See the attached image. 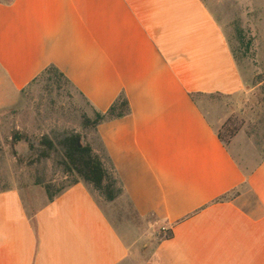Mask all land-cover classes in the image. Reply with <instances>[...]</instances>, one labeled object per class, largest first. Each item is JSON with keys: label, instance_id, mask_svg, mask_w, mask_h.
<instances>
[{"label": "crops", "instance_id": "0c3cea01", "mask_svg": "<svg viewBox=\"0 0 264 264\" xmlns=\"http://www.w3.org/2000/svg\"><path fill=\"white\" fill-rule=\"evenodd\" d=\"M246 5L256 3H0V109L49 65L87 116L121 92L130 107L90 143L109 157L122 195L106 203L83 182L52 201L35 185L0 191V264H264V156L246 140L221 142L223 121L195 101L245 90L227 28Z\"/></svg>", "mask_w": 264, "mask_h": 264}, {"label": "rangeland", "instance_id": "374dc122", "mask_svg": "<svg viewBox=\"0 0 264 264\" xmlns=\"http://www.w3.org/2000/svg\"><path fill=\"white\" fill-rule=\"evenodd\" d=\"M254 2L255 6L237 7L234 12L239 15L227 28L232 53L246 81L245 90L235 96L211 95L197 97L195 101L211 122L217 125L218 121H223L217 126V132L224 140H228L229 131L237 130L227 144L233 139L249 141L254 145L251 154L263 157L264 54L257 53L255 34H264V0ZM83 114H90V109L70 85L63 83L59 89H50L43 79L21 91L12 107L0 109V191H28L34 186L36 169L41 168L27 165L30 155L27 143L20 141L11 147L13 132L34 141L41 135L74 130L83 136L85 142L97 147L94 131L81 127ZM16 158H21V161ZM44 174L56 187L63 183L64 178L52 172L50 163L46 164Z\"/></svg>", "mask_w": 264, "mask_h": 264}, {"label": "trees", "instance_id": "16d2710c", "mask_svg": "<svg viewBox=\"0 0 264 264\" xmlns=\"http://www.w3.org/2000/svg\"><path fill=\"white\" fill-rule=\"evenodd\" d=\"M10 1L0 0V3L7 4ZM233 57L236 60L234 54ZM41 79L45 80L46 86L50 89H59L63 83L70 85L67 78L53 65L46 67L32 83ZM191 98L194 99V95H191ZM129 113V102L125 94L121 92L106 111L93 110L92 117L83 114L81 127L83 130L96 131L100 124L121 119ZM236 133L237 130L229 131L228 140ZM217 136L224 144L228 143V140H224L219 132H217ZM20 141H24L28 146L30 155L27 165L41 167V171L36 169L33 184L45 191L49 201H52L63 190L79 182L87 185L91 193L96 194L106 203H111L122 195L121 182L117 178L107 154L104 151L102 154L95 152L91 144L83 140L80 133L74 130H63L51 135H41L33 141L26 135L13 132L10 136L11 147ZM13 153L16 157L15 152ZM16 159L18 162L21 161V158ZM47 163L51 164L53 173H58L64 178L60 187H56L51 179H46L44 176ZM224 199L225 196H222L217 201ZM160 236L169 239L172 233L171 231L162 232Z\"/></svg>", "mask_w": 264, "mask_h": 264}]
</instances>
